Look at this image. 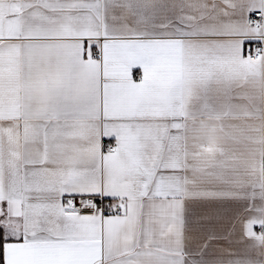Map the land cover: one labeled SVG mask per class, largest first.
<instances>
[{
    "label": "snow or ice",
    "instance_id": "obj_1",
    "mask_svg": "<svg viewBox=\"0 0 264 264\" xmlns=\"http://www.w3.org/2000/svg\"><path fill=\"white\" fill-rule=\"evenodd\" d=\"M0 264H264V0H0Z\"/></svg>",
    "mask_w": 264,
    "mask_h": 264
}]
</instances>
